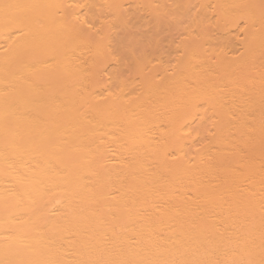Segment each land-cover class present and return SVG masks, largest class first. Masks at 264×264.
Listing matches in <instances>:
<instances>
[{"label":"bare ground","instance_id":"6f19581e","mask_svg":"<svg viewBox=\"0 0 264 264\" xmlns=\"http://www.w3.org/2000/svg\"><path fill=\"white\" fill-rule=\"evenodd\" d=\"M0 264H264V0H0Z\"/></svg>","mask_w":264,"mask_h":264}]
</instances>
